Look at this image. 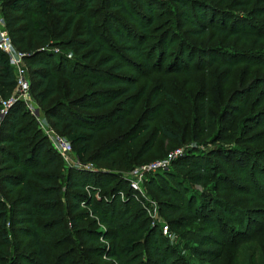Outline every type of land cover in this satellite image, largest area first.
Listing matches in <instances>:
<instances>
[{
    "label": "rangeland",
    "instance_id": "374dc122",
    "mask_svg": "<svg viewBox=\"0 0 264 264\" xmlns=\"http://www.w3.org/2000/svg\"><path fill=\"white\" fill-rule=\"evenodd\" d=\"M7 1L0 0L1 18L9 14L1 8ZM123 1L129 8L135 4L134 0ZM158 1L162 3L159 5L153 1L150 5L152 25L136 42L142 54L151 52L149 66L139 67L134 73L121 70V74L131 76L135 82L139 94L135 111L131 116H124L125 129L113 126L112 117L107 119L104 123L107 129L98 133L92 147L94 151L101 145L115 142L116 150L107 160L93 163L87 156L82 157V148L76 144L75 137L61 135L52 129L44 116V109L37 106L29 90L28 102L32 110H26L28 117H32L37 132L46 139L59 158L57 176L62 191L70 171L75 174L76 171H86L110 176L106 179L109 180L107 194L102 195L106 202L113 197L109 188L118 182L126 184L119 196L122 201L126 200L125 191L130 190L135 207L125 210L124 205H118L114 213H108L111 217L123 216L116 248L124 262L147 264L148 244L143 239L148 229H154L160 233L163 243L168 245L169 250H166L174 264H264V39L259 43H255L252 38L247 43L237 37L224 40L221 36H213L211 30H207L201 38L194 37L187 34L188 26L179 27L181 9L171 0ZM193 2L198 3L200 8L210 10L205 16L208 18L210 14L213 24L218 26L221 25V18H232L235 28H243L257 35V38H264V9H261L264 5H261V0ZM80 4L81 1L76 0V8ZM102 4V0H95L90 11L86 12L89 17L94 16L91 19L94 34L106 49L99 54V58L113 55L121 60L125 58L124 51L107 29L109 26L114 28L115 24L112 25L108 18L102 22L106 11ZM188 8L191 10L192 7ZM12 14L16 15L14 12ZM113 16L134 28L125 18L116 14ZM46 21L48 32L57 41L56 36L65 21L55 15L47 16ZM80 25L79 18L76 27ZM118 32L126 33L121 29ZM163 34L165 38L160 42ZM78 46L81 45L76 44ZM181 46L187 49L182 57L179 56ZM52 50L54 53H67V56L82 62L81 55L90 49L76 51L72 55L67 49L53 47ZM209 52H213L212 57L207 59L204 56ZM246 53L251 56L239 59ZM253 57L260 58V65H256L257 61ZM240 60L250 63L242 61L245 64H236ZM135 62L139 64V61ZM86 63L97 68L96 64ZM25 77L28 79L26 71ZM58 80L59 95L52 102L67 105L65 82ZM93 90L91 87L87 89L90 93ZM164 92L170 97V104L162 98ZM69 109L84 116L96 114ZM154 114H165L170 121V128L175 133L182 129L185 138L163 139L156 129L157 122L148 119ZM2 133L6 134L5 129ZM57 138L69 146L68 151L54 150L51 142L57 143ZM33 143L28 140L21 145L23 156H26ZM234 149H240L243 152L241 156L230 151ZM214 150L217 153L215 157L212 156ZM193 157L203 165L206 163L208 170L206 179L200 183L192 182L190 171L182 172L175 166L181 158L188 161ZM151 165L158 167L148 172L142 171ZM7 174L9 171L1 169L0 178ZM168 175L173 182L164 180ZM160 179L167 189L176 182L182 192L179 213L174 217L175 220L181 218L182 225L177 229L171 228L163 214L164 205L174 206L173 202L149 188L150 181L157 186ZM221 188L226 191L220 192ZM19 196V188L10 191L0 184V207L4 208L6 219L15 215L12 210L19 209L15 204ZM65 202L62 197L60 209L64 211ZM218 205L225 210L224 213L218 210ZM81 212L87 211L81 209ZM125 214L140 219L134 221L132 217L123 223L127 218ZM69 219L70 215L66 213L59 237L48 244L47 264H115L113 260H106L104 256L91 251L90 248L96 244L81 243L76 238V230L88 232L91 236L97 235L91 233L92 230H103L98 217L83 213L81 220L74 225L68 223ZM141 219H146V227H141ZM45 222L40 231L43 236H48L53 230L48 220ZM11 232L6 220L0 226V239L7 234L10 240H15L19 245L15 248L2 246L1 250L7 251L9 255L0 259V264H7V259L15 260L19 254H22L20 258L29 254V251L24 250L26 240L12 236ZM62 237L67 240L63 245L57 243ZM104 246H107L106 243ZM17 264L25 263L20 260Z\"/></svg>",
    "mask_w": 264,
    "mask_h": 264
},
{
    "label": "trees",
    "instance_id": "16d2710c",
    "mask_svg": "<svg viewBox=\"0 0 264 264\" xmlns=\"http://www.w3.org/2000/svg\"><path fill=\"white\" fill-rule=\"evenodd\" d=\"M79 1L81 4L76 8V0H9L1 5V8L9 13L2 16V19L12 46L24 54L23 64L27 72L29 91L37 106L44 109V116L51 123L52 129L67 137L73 135L76 144L82 148V157L87 156L89 161L98 163L107 160L116 150V144L113 141L92 150L98 133L107 129L104 123L112 117L113 126L125 129V117L133 115L135 111L136 103L139 100L135 82L131 76L121 74V70L126 69L134 73L139 67L147 68L149 66L151 52L142 54L136 46V42L139 36L144 35L146 29L153 23L150 5L153 4V1L160 5L162 1L134 0L135 4L129 8L123 0H102V5L106 10L102 16V22H106L108 18L112 25L115 24L114 28L109 26L107 29L110 36L124 51L125 58L121 60H117V57L113 55L99 58V54L105 52L106 49L102 47L94 34L91 21L94 16L89 17L86 13L90 11L95 0ZM171 3L181 9L179 27L188 26L187 34L194 37L201 38L207 30H211L213 36H221L224 40L237 37L247 43L248 39L252 38L255 43H259L261 39H264L263 37L257 38V35L247 32L243 28H235L232 18H221V25L218 26L213 24V17H210V14L208 18L205 16L210 10L200 8V5L193 0H171ZM33 4L34 6H32ZM261 5H264V0H261ZM188 7H192L191 10ZM261 9L264 8L261 7ZM13 12L16 15L12 14ZM113 14L125 18L128 24L134 28H130ZM49 15L58 16L65 21L56 36L57 41H54V37L50 35L45 26L46 17ZM79 18L81 25L76 27ZM119 29L125 30L126 33L118 32ZM163 37L164 34L161 35L160 42H163L165 38ZM76 44L81 46L76 47ZM53 47L67 49L71 55L76 54V51L90 50L81 55L82 62H80L67 56V53H54ZM186 50L181 46L179 56L182 57ZM212 53H206L204 57L209 59L212 57ZM248 56L251 55L246 53L239 59H245ZM253 59H256V65H260V58L253 57ZM135 61H139V64ZM242 61L245 60H240L236 64L244 63ZM86 62L96 64L97 68L92 67L91 64L89 66ZM58 79L65 82L67 105L61 102H52L59 95ZM14 86L13 70L8 65L5 55L0 52V101L10 97ZM88 87L93 88V92H88ZM162 98L170 104V97L167 93L164 92ZM69 108L96 114L84 116L78 112H71ZM148 119L157 122L156 129L163 139L185 138L182 129L179 133H175L170 128V121L165 114L161 116L154 114ZM4 129L6 134L2 133ZM28 140H32L34 143L26 156H23L21 145ZM239 150L230 151H233L236 156H241L243 152ZM215 152V150L212 151L214 157L217 155ZM181 159L176 162L175 166L182 172L190 171L192 182L200 183L206 179L208 175L206 163L203 165L194 157L188 161ZM59 166L60 161L57 154L49 147L46 139L37 132L32 117H28L21 102L14 103L8 108L0 123V171L1 169L9 171V175L0 178V184L10 191L19 188L21 196L15 200L19 209L12 210L14 216L6 219L4 208L0 207V226H3L7 220L12 236H19L26 240L24 250L29 251V254L24 258H20L19 255L22 254H19L15 256V260L14 258L7 259V264H17L20 260L25 264H47L48 244L59 237L66 213L70 215L68 220L70 225L77 224L83 213L98 217V223L103 226V230H92L91 233H97L95 236L92 235L93 237L88 232L76 230V238L81 243L96 244L94 248H90L91 251L99 256H104L106 260H113L115 264H128L130 261L124 262L116 248V240L122 231L120 220L123 216L111 217L108 214L114 213L118 205H124L125 210L135 207L129 189L125 191V201L119 198L126 184L118 182L111 186L109 192L113 197L109 202H106L103 201L102 195L107 194L109 180L106 179L110 176L86 171H76L75 174L70 171L67 173L63 192L57 176ZM164 180L168 183L173 182L169 175ZM162 182L163 180L160 179L155 186L150 181L149 188L173 202L174 206L164 205L163 214L169 220L171 228L177 229L182 225V222L181 218L175 220L174 217L179 213L182 192L179 191L176 182L173 185L170 184L168 187L170 189H167ZM219 191L223 193L226 190L221 188ZM96 195L99 196L96 197ZM62 197L66 201L65 211L60 209ZM218 208L222 213L225 212L220 205ZM81 209L87 212H81ZM131 218L127 215L123 223ZM135 218H133L134 221L140 219V217ZM47 220L53 232L48 236H43L40 227L44 223L46 224ZM140 225L142 228L146 227V219H141ZM9 237L7 234L1 236L0 259L9 255L7 251L1 250L2 246L10 245L15 248L19 245ZM66 241L62 237L57 240V243L63 245ZM145 241L149 251L145 259L147 264L175 263L169 257L168 245L163 243L159 232L148 229L143 239V242ZM19 242L21 243L22 240ZM105 243L107 246H104ZM78 245L77 243L76 247ZM2 254L4 256H1Z\"/></svg>",
    "mask_w": 264,
    "mask_h": 264
},
{
    "label": "built area",
    "instance_id": "2783aa9c",
    "mask_svg": "<svg viewBox=\"0 0 264 264\" xmlns=\"http://www.w3.org/2000/svg\"><path fill=\"white\" fill-rule=\"evenodd\" d=\"M0 52L5 55L8 65L13 70L14 75V90L7 100L0 101V119L6 114L9 107L16 102H21L27 111H31L32 108L30 102H28V90L29 83L25 77V67L23 64L24 54L16 50L4 29L3 19L0 17ZM57 138V143L51 142L56 152L68 151L69 146L65 142H60ZM158 165L147 166L142 171H151L156 169ZM133 185V184H132Z\"/></svg>",
    "mask_w": 264,
    "mask_h": 264
}]
</instances>
